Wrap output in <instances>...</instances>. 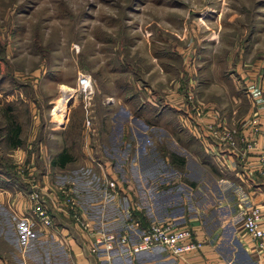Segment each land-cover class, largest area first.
<instances>
[{"label": "rangeland", "instance_id": "rangeland-1", "mask_svg": "<svg viewBox=\"0 0 264 264\" xmlns=\"http://www.w3.org/2000/svg\"><path fill=\"white\" fill-rule=\"evenodd\" d=\"M250 78L263 91L264 0H0V170L47 174L31 188L52 187L56 195L57 186L73 187L61 182L70 177L56 175L76 169L84 177L75 179L87 181L98 166L81 149L91 132L85 112L90 119L94 103L124 96L166 106L181 98L199 117L204 104L226 114L239 106ZM11 115L20 124L17 147L4 136ZM59 130L75 158L62 167L50 164ZM125 137L137 141L129 130ZM0 179V189L17 181ZM6 220L0 208V230L9 228Z\"/></svg>", "mask_w": 264, "mask_h": 264}, {"label": "crops", "instance_id": "crops-1", "mask_svg": "<svg viewBox=\"0 0 264 264\" xmlns=\"http://www.w3.org/2000/svg\"><path fill=\"white\" fill-rule=\"evenodd\" d=\"M250 79L252 85L241 91L240 99L232 92L231 101L237 98L239 106L226 114L217 105L204 104L199 117L181 98L167 100L166 106L137 104L135 98L124 96L111 105L94 103L89 109L91 132L83 137L81 149L99 167L87 181L75 179L84 177L76 169H67L73 175H56L71 178L61 182L71 183L94 228L120 231L132 221L140 228L167 221L189 228L202 244L199 249L181 256L160 246L134 253L114 250L107 263L88 250L90 238L61 212H51L54 228H41L29 216L28 191L9 183L10 188L0 189V208L7 212L9 224L0 230V264H264V249L256 250L241 227L244 209L258 204L264 231V181L257 175L256 160L263 137L255 134L256 146L248 151L238 139L249 133L252 123L264 125V89L260 85L256 90ZM220 121L237 130L234 147L210 134L208 125ZM127 129L137 135L134 144L125 137ZM56 135V154L62 149L69 153L60 130ZM105 171L115 187L106 184ZM19 176L27 189L37 184L36 179L47 182L48 177L35 174L33 168ZM41 187L48 192L52 188Z\"/></svg>", "mask_w": 264, "mask_h": 264}, {"label": "built area", "instance_id": "built-area-1", "mask_svg": "<svg viewBox=\"0 0 264 264\" xmlns=\"http://www.w3.org/2000/svg\"><path fill=\"white\" fill-rule=\"evenodd\" d=\"M79 83L83 87L90 86L89 79L86 76H81ZM85 109L87 110L86 107ZM86 115L87 111L85 112V117H87L85 123H89ZM260 126L257 123H252L249 133L246 136L240 135L238 139L243 149L248 151L256 146L255 134L260 133L262 135L263 145L257 150L256 160L257 175L264 181V125L262 128ZM208 129L211 131L212 137L228 146L234 147L238 133L236 129L227 127L222 122L216 125H208ZM104 174V177L107 178L105 180L106 184L110 187H115L114 180L109 178L110 173L105 171ZM71 189L68 185L57 186L55 188L56 195L41 189H31L26 193L29 216L41 228L50 231L54 228L51 212H61L63 216L72 219L73 224L90 238L87 243L88 250L107 263L111 259L114 250L134 253L160 246L173 256H181L187 252L199 249L202 245L200 241L192 237V232L189 228H177L167 221H154L144 228L138 227L137 221H132L120 231L94 228L90 220L83 214ZM261 215V206L251 204L244 209L242 217V229L256 250L264 249V231L261 226Z\"/></svg>", "mask_w": 264, "mask_h": 264}, {"label": "trees", "instance_id": "trees-1", "mask_svg": "<svg viewBox=\"0 0 264 264\" xmlns=\"http://www.w3.org/2000/svg\"><path fill=\"white\" fill-rule=\"evenodd\" d=\"M20 134V124L18 122H16L15 118L11 115L9 116V118L7 119V124L5 127V132H4V136L5 139L7 141V144L10 145V147H17L22 143V140L19 136ZM73 158L71 157V155L65 151L64 149H62L61 151H59L55 156H53L50 159V164L51 165H58L60 167H62L65 163H68L72 160ZM0 174L5 175L6 177L10 178L11 180H17L12 181V183H14L17 187L25 190V191H30V188H25V186L23 185V183L20 180L19 175L17 174H13V172H10L9 169H1L0 170ZM5 182L6 184V180L0 179V184H3Z\"/></svg>", "mask_w": 264, "mask_h": 264}, {"label": "bare ground", "instance_id": "bare-ground-1", "mask_svg": "<svg viewBox=\"0 0 264 264\" xmlns=\"http://www.w3.org/2000/svg\"><path fill=\"white\" fill-rule=\"evenodd\" d=\"M61 88H62V90H67V89H66L67 87H65V86H61ZM62 107H63V105H62V100H61L60 105H58V106L56 107V111H57V113L61 111V108H62Z\"/></svg>", "mask_w": 264, "mask_h": 264}]
</instances>
